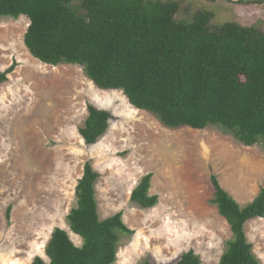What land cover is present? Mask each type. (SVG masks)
I'll list each match as a JSON object with an SVG mask.
<instances>
[{"label": "rangeland", "instance_id": "obj_1", "mask_svg": "<svg viewBox=\"0 0 264 264\" xmlns=\"http://www.w3.org/2000/svg\"><path fill=\"white\" fill-rule=\"evenodd\" d=\"M177 1V20L205 11L212 14L210 28L231 22L264 33V2ZM28 25L25 16L0 20V73L16 63L0 84V264H31L35 257L48 264L44 251L54 229L82 245L66 217L86 163L99 175L100 220L122 212L134 232L120 235L115 264H175L188 251L200 264H219L232 232L211 203L210 178L240 206L249 204L264 187V146L244 147L217 127L165 128L121 91L97 88L81 67L33 59L23 44ZM89 104L114 117L91 146L79 135ZM148 174L158 204L141 210L130 195ZM244 231L264 264V218L247 222Z\"/></svg>", "mask_w": 264, "mask_h": 264}, {"label": "trees", "instance_id": "obj_2", "mask_svg": "<svg viewBox=\"0 0 264 264\" xmlns=\"http://www.w3.org/2000/svg\"><path fill=\"white\" fill-rule=\"evenodd\" d=\"M179 8L177 0H0V20L25 16L23 44L33 59L81 67L97 88L121 91L133 108L151 113L165 128L217 127L244 147L264 146V33L231 22L210 28L212 14L205 11L177 20ZM15 66L0 73V84ZM113 119L89 104L79 128L84 143L96 144ZM98 177L86 163L66 217L82 245L54 229L44 251L48 264H115L120 235L133 236L122 212L100 220ZM151 177L144 176L130 195L141 210L158 204V196L149 194ZM210 182L211 203L232 232L219 264H260L244 226L264 218V187L240 206L216 176ZM31 264L46 263L35 257ZM175 264H200V257L188 251Z\"/></svg>", "mask_w": 264, "mask_h": 264}]
</instances>
